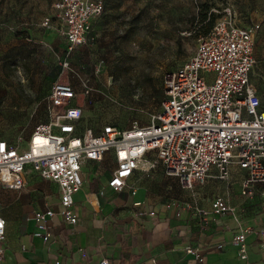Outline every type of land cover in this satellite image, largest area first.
Returning <instances> with one entry per match:
<instances>
[{
	"label": "built area",
	"instance_id": "obj_1",
	"mask_svg": "<svg viewBox=\"0 0 264 264\" xmlns=\"http://www.w3.org/2000/svg\"><path fill=\"white\" fill-rule=\"evenodd\" d=\"M52 9V17H44L40 24L63 36L60 64L69 67L74 49L89 40L92 21L102 14L104 1L54 0ZM259 27V23L237 24L229 9L217 17L211 29L198 37L193 54L166 72L164 98L144 124L134 121L121 128L108 121L97 129L82 125L84 102L93 97V84L86 78L76 84L53 81L44 97L46 118L33 125L24 142L0 138V189H23L29 172L58 186L57 209L45 206L32 211V234L48 240V221L56 215L67 224L77 223L73 194L83 184V165L87 160L102 161L108 151L115 160L107 181L113 191H120L146 154L153 152L182 188L192 190L209 179L235 181L241 196L251 198L259 191L264 199V101L250 78ZM101 68L103 60L96 62L94 72ZM178 205L182 210L193 208L203 220L231 214L238 227L230 240L238 249L236 264H249L246 236L250 226L241 220L244 207L237 208L223 193L212 197L209 208L189 199L180 204L173 200L168 206ZM5 230L0 207V258ZM256 233L264 264V228ZM184 251L203 260L198 246L188 244ZM94 264L111 262L102 257Z\"/></svg>",
	"mask_w": 264,
	"mask_h": 264
},
{
	"label": "rangeland",
	"instance_id": "obj_2",
	"mask_svg": "<svg viewBox=\"0 0 264 264\" xmlns=\"http://www.w3.org/2000/svg\"><path fill=\"white\" fill-rule=\"evenodd\" d=\"M53 1L0 0L2 139L24 142L33 125L46 118L44 97L54 80L76 84L86 78L93 84V97L84 102L82 125L91 122L98 127L113 121L123 128L134 121L147 123L162 98L166 72L184 63L203 35L206 20L193 22V17L205 5L215 19L229 9L239 25L259 23L250 78L264 101V0H103L104 10L89 40L74 49L69 67H62L56 77L50 70L64 56L60 53L64 38L56 29L40 24L44 17H52ZM51 23L55 27L53 18ZM99 60H103V68L95 73ZM89 165L86 178L92 175ZM222 183L218 188V179L209 181V192L225 193L230 202L240 186L235 181ZM4 196L0 189V197ZM241 197L264 205L259 191L251 198ZM260 212L255 223L264 228V209Z\"/></svg>",
	"mask_w": 264,
	"mask_h": 264
},
{
	"label": "crops",
	"instance_id": "obj_3",
	"mask_svg": "<svg viewBox=\"0 0 264 264\" xmlns=\"http://www.w3.org/2000/svg\"><path fill=\"white\" fill-rule=\"evenodd\" d=\"M97 17L92 21V31ZM88 163L92 175L86 178ZM114 165L112 151L106 152L102 161L84 163L83 184L86 181L87 188L82 189V184L73 194L78 221L67 224L59 215L49 219L51 236L46 241L32 234L35 229L32 211L45 206L57 209L58 186L29 172L23 189L1 188L5 193L0 197V207L6 230L0 264H53L56 259L60 264H94L102 257L111 264H236L238 249L230 240L238 227L231 214L210 215L203 220L193 208L168 206L173 200L180 204L189 199L209 208L217 191L209 192L212 188L209 181L215 179L186 192L175 176L166 173L154 153L149 152L127 184L120 191H113L107 181ZM222 186V180H218V188ZM101 193L105 194L100 196ZM230 202L237 208H245L241 220L250 226L246 236L249 264H263L256 233L261 226L255 222L264 205L254 203L253 199L246 201L240 191L234 193ZM188 244L200 248L201 262L184 251Z\"/></svg>",
	"mask_w": 264,
	"mask_h": 264
},
{
	"label": "trees",
	"instance_id": "obj_4",
	"mask_svg": "<svg viewBox=\"0 0 264 264\" xmlns=\"http://www.w3.org/2000/svg\"><path fill=\"white\" fill-rule=\"evenodd\" d=\"M208 10H209V6L205 5L204 7L201 8L200 12L198 15H196L195 17H193V22H203L204 20H206L207 23H205V29L203 31V34H206L212 27L214 21H215V14L212 13V12H209L208 13ZM190 34V32H188ZM61 68H62V65L61 64H56L51 70H50V73L56 77L58 76V74L60 73L61 71ZM55 81V80H54ZM52 84V83H51ZM51 86V85H50ZM159 98H161V95H159ZM164 98V92H163V95H162V98L159 99V103H158V108H159V105H160V102L161 100ZM157 108V109H158ZM95 127V125H93ZM95 129H97V127H95Z\"/></svg>",
	"mask_w": 264,
	"mask_h": 264
}]
</instances>
